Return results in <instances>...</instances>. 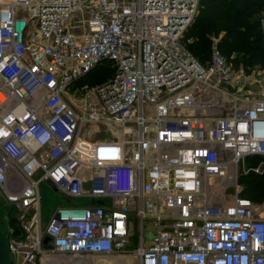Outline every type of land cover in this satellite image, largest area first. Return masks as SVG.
<instances>
[{"label": "built area", "instance_id": "2783aa9c", "mask_svg": "<svg viewBox=\"0 0 264 264\" xmlns=\"http://www.w3.org/2000/svg\"><path fill=\"white\" fill-rule=\"evenodd\" d=\"M199 3L0 0V192L22 234L9 235L12 264L125 252L135 264H264V217L237 184L246 158L264 157V94L243 91L217 44L206 64L190 54ZM104 62L112 75L69 102ZM99 122L117 140L83 148ZM48 183L66 203L44 228Z\"/></svg>", "mask_w": 264, "mask_h": 264}, {"label": "trees", "instance_id": "16d2710c", "mask_svg": "<svg viewBox=\"0 0 264 264\" xmlns=\"http://www.w3.org/2000/svg\"><path fill=\"white\" fill-rule=\"evenodd\" d=\"M258 14H264V0H200L194 23L184 36L185 40L192 41L187 45L188 51L201 64H206L211 52L209 36L221 34L220 52L234 70L238 71L240 65L243 68L249 64L264 65V39L260 21L255 19ZM232 52L238 54V60H229ZM104 63L109 64L110 74L102 82L112 75L110 63ZM255 158L259 163L264 162V157ZM238 185L242 187L241 197L253 203L264 201V171L255 174L250 170L240 176ZM10 222L7 221V224ZM9 235L18 239L22 237L21 231L20 235L15 232H9Z\"/></svg>", "mask_w": 264, "mask_h": 264}, {"label": "rangeland", "instance_id": "374dc122", "mask_svg": "<svg viewBox=\"0 0 264 264\" xmlns=\"http://www.w3.org/2000/svg\"><path fill=\"white\" fill-rule=\"evenodd\" d=\"M198 11H199V7L197 10L196 16L198 14ZM255 19L258 21L264 20V14H258L255 17ZM193 23H194V20L192 24L190 25V27L188 28V30L186 31V33L189 32ZM209 38H210V48L214 44H217V46L219 47L221 34L219 35L211 34ZM238 58H239L238 54L236 52H232L230 54L229 60H233V59L238 60ZM240 61L241 60H239V62ZM240 63H242V61ZM108 65H109L108 63H104L102 64V66H99L98 68L90 72L88 75L79 79L75 83L74 87L71 88L69 92H67L66 98L68 99V101L71 103L77 104L78 106L81 105L82 99H83L84 88L90 89L92 87L98 86L101 83H103L104 82V81L102 82L103 78L110 74L108 70ZM239 71L242 72L244 77H255L258 81H261L264 79V65L249 64L247 67H244V68L242 67V65H240ZM112 73H113V70L111 74ZM117 130L118 128L108 127L102 122L87 126L82 136V140H83L82 147L85 148L88 144H91V143H104V142H113V141L115 142L117 140ZM258 165H259V160L258 159L256 160L255 157L246 158L245 162L241 164L239 167L237 184H238V179L240 178L241 175L248 173L252 168ZM239 187L242 190V187L240 185ZM38 191H39V196H40L41 224H42V227L45 228L46 225L50 222V220L55 215L56 210L64 206L66 201H65L64 196L60 192H54L46 184H41L39 186ZM254 204L258 208V210L261 212L262 216L264 217V201L260 203H254ZM19 215L20 214L18 210L12 207L10 204H8L5 200L4 195L0 192V228L1 230L5 231V229L7 228L8 232H15L17 235H20V224L18 221ZM5 218L7 219V221L11 220V222L9 224H5L4 223ZM134 224L135 225H134L133 232L135 235H139L138 227L136 226V223ZM145 225H146V230H149L150 225L148 223H146ZM13 239H18V238L13 237ZM52 259L58 260L60 264H76V263H80V264H135L134 257L129 252L117 253L111 256H107V257L93 256L83 261H76V260L71 261L68 259L65 260V259H61L58 257L57 258L53 257Z\"/></svg>", "mask_w": 264, "mask_h": 264}, {"label": "water", "instance_id": "95a60500", "mask_svg": "<svg viewBox=\"0 0 264 264\" xmlns=\"http://www.w3.org/2000/svg\"><path fill=\"white\" fill-rule=\"evenodd\" d=\"M48 186L56 192V189L48 183ZM97 204H100V202H97ZM4 223L7 224V219H4ZM48 239L44 240V243L47 244ZM47 249H49V246H46ZM0 264H12L11 255H10V249H9V232L7 228L5 231H2L0 228Z\"/></svg>", "mask_w": 264, "mask_h": 264}, {"label": "crops", "instance_id": "0c3cea01", "mask_svg": "<svg viewBox=\"0 0 264 264\" xmlns=\"http://www.w3.org/2000/svg\"><path fill=\"white\" fill-rule=\"evenodd\" d=\"M234 71L241 79L243 91L252 93L258 97H261V95L264 94V79L261 81H258L255 77H244L242 72L239 70L238 71L234 70Z\"/></svg>", "mask_w": 264, "mask_h": 264}, {"label": "bare ground", "instance_id": "6f19581e", "mask_svg": "<svg viewBox=\"0 0 264 264\" xmlns=\"http://www.w3.org/2000/svg\"><path fill=\"white\" fill-rule=\"evenodd\" d=\"M43 264H60V263L58 260H54L52 258H44ZM76 264H80V263H76Z\"/></svg>", "mask_w": 264, "mask_h": 264}]
</instances>
